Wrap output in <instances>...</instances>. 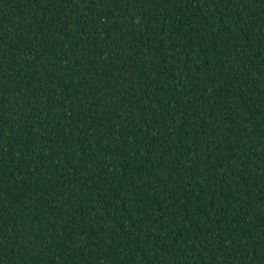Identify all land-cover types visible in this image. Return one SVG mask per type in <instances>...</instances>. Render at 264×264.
I'll list each match as a JSON object with an SVG mask.
<instances>
[{"label":"trees","instance_id":"trees-1","mask_svg":"<svg viewBox=\"0 0 264 264\" xmlns=\"http://www.w3.org/2000/svg\"><path fill=\"white\" fill-rule=\"evenodd\" d=\"M0 264H264V0H0Z\"/></svg>","mask_w":264,"mask_h":264}]
</instances>
